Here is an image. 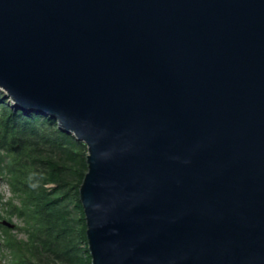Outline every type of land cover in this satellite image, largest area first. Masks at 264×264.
<instances>
[{
	"label": "water",
	"instance_id": "95a60500",
	"mask_svg": "<svg viewBox=\"0 0 264 264\" xmlns=\"http://www.w3.org/2000/svg\"><path fill=\"white\" fill-rule=\"evenodd\" d=\"M0 88L87 145L92 264H264V0H0Z\"/></svg>",
	"mask_w": 264,
	"mask_h": 264
},
{
	"label": "trees",
	"instance_id": "16d2710c",
	"mask_svg": "<svg viewBox=\"0 0 264 264\" xmlns=\"http://www.w3.org/2000/svg\"><path fill=\"white\" fill-rule=\"evenodd\" d=\"M87 150L57 119L15 108L0 88V173L13 192L9 215L22 217L27 230L26 238L5 239L10 264H92L79 194ZM3 218L0 212V229L8 233Z\"/></svg>",
	"mask_w": 264,
	"mask_h": 264
},
{
	"label": "rangeland",
	"instance_id": "374dc122",
	"mask_svg": "<svg viewBox=\"0 0 264 264\" xmlns=\"http://www.w3.org/2000/svg\"><path fill=\"white\" fill-rule=\"evenodd\" d=\"M10 97V96H8ZM11 102L13 101L10 98ZM88 151V150H87ZM52 185V184H51ZM13 192L9 186V183L7 182L6 178L3 177V175L0 173V212L4 215V218H7L14 222V226H12L11 231L8 233H5L2 229H0V260L1 264H10L12 261L13 253L10 251V248L5 244V239L8 236L14 235L16 238H26L27 230L25 229L24 220L22 217L14 214L9 215L8 209H7V203L10 200V197H12ZM15 202H18V199L15 198ZM74 203L71 204L73 206ZM81 247H86V242L81 243Z\"/></svg>",
	"mask_w": 264,
	"mask_h": 264
},
{
	"label": "bare ground",
	"instance_id": "6f19581e",
	"mask_svg": "<svg viewBox=\"0 0 264 264\" xmlns=\"http://www.w3.org/2000/svg\"><path fill=\"white\" fill-rule=\"evenodd\" d=\"M11 98V97H10Z\"/></svg>",
	"mask_w": 264,
	"mask_h": 264
}]
</instances>
